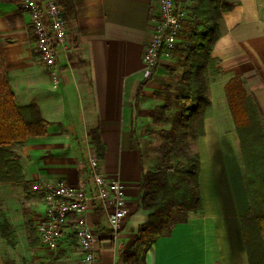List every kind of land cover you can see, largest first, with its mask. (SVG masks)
I'll return each instance as SVG.
<instances>
[{
	"label": "crops",
	"instance_id": "1",
	"mask_svg": "<svg viewBox=\"0 0 264 264\" xmlns=\"http://www.w3.org/2000/svg\"><path fill=\"white\" fill-rule=\"evenodd\" d=\"M259 1L237 0L234 8L221 14V34L210 52L219 74L209 82L210 104L197 140L202 210L135 243L148 214L139 207V197L142 173L149 168L132 138L130 118H135L134 109L137 119L150 105L153 111L159 104L155 93L164 86L176 87L181 73L165 75L168 59L159 58L152 78L135 99L144 77L142 55L153 29L155 0H72L65 50L59 51L54 66L55 85L33 50L22 0H0V53L14 102L36 105L48 123L44 136L10 149L22 170L21 179L0 181V199L1 193L11 199L8 207L0 208L11 230L9 240L0 234L7 264H43L50 257L57 258V264H77L79 250L71 224L65 226L57 247L39 242L35 225L43 205L30 193V185L55 180L90 184L88 159L97 156L91 129L97 130L103 147L102 157L97 156L99 169L106 179L125 185L129 211L113 239L97 204L86 211L97 239L96 264H123L127 253H132L128 264H249L240 226L249 201L223 89L230 78L241 77L246 93L259 106L264 129V8ZM224 161L233 176L222 173Z\"/></svg>",
	"mask_w": 264,
	"mask_h": 264
},
{
	"label": "trees",
	"instance_id": "2",
	"mask_svg": "<svg viewBox=\"0 0 264 264\" xmlns=\"http://www.w3.org/2000/svg\"><path fill=\"white\" fill-rule=\"evenodd\" d=\"M58 3L64 9L63 19L66 22L74 11L72 0H58ZM237 4V0H196V3L186 8L188 17L190 15L193 18V23L185 33L187 41L180 43V48L176 47L173 51V54L182 59V71L174 88L173 100L178 106L176 114L178 123L184 124V122L198 118L200 132L192 134L194 139L203 135V117L210 104L206 73L209 65L215 64L210 52L221 34L219 29L221 14L231 10ZM157 64L158 61L138 85L135 92L136 100L143 86L152 78ZM164 90L169 92L171 88L167 86ZM223 90L235 131H247L252 138L256 140L259 137L264 144V129L259 106L254 97L246 93L243 79L241 77L230 78ZM155 111L159 113L160 119L156 118L158 121H166L167 106L165 104L156 106ZM47 126L48 123L41 119L36 105L17 106L15 104L10 79L0 53V181L21 179L22 170L13 158L10 149L13 146H22L28 139L44 136ZM161 133L164 139L160 145L161 164L155 170L143 172L141 176L139 207L148 214L146 221L138 227V237L135 243L141 242L142 237L148 232L160 234L164 228L168 230L174 223L186 222L188 213L200 212L203 207L199 190L198 153H190L182 148L176 149L174 125L167 130H162ZM89 138L97 156L101 158L103 147L96 129L89 131ZM179 154L184 157L185 163L170 164V158ZM246 180L250 183V179ZM246 180L244 178V186L249 198L248 192L250 194V191L247 192V190L250 189L246 187ZM260 186L264 189V183L260 182ZM97 209L103 213L99 205ZM179 213H181L180 217L176 218ZM252 223L256 226L264 245V212L249 205L245 214L240 218L249 264H253L249 252L253 243L248 233V228ZM0 234L8 240L11 236L10 226L1 210ZM131 256L132 253H127L123 264H128Z\"/></svg>",
	"mask_w": 264,
	"mask_h": 264
},
{
	"label": "built area",
	"instance_id": "3",
	"mask_svg": "<svg viewBox=\"0 0 264 264\" xmlns=\"http://www.w3.org/2000/svg\"><path fill=\"white\" fill-rule=\"evenodd\" d=\"M188 0H155V15L152 17V33L142 55L143 76L159 58L169 59L179 42V36L189 17L186 11ZM21 7L29 16L28 27L33 37V50L48 69L55 85L57 72L54 69L59 51L66 46V22L64 10L57 0H22ZM90 184L80 182L71 185L63 180L34 181L30 193L43 205L41 216L36 220L35 231L39 242L55 248L64 238L65 226L72 225L79 250L77 264H96L97 239L85 217L92 203L102 209L115 238L129 211L125 203V185L119 180L106 179L97 159H88Z\"/></svg>",
	"mask_w": 264,
	"mask_h": 264
},
{
	"label": "rangeland",
	"instance_id": "4",
	"mask_svg": "<svg viewBox=\"0 0 264 264\" xmlns=\"http://www.w3.org/2000/svg\"><path fill=\"white\" fill-rule=\"evenodd\" d=\"M188 3L191 5L193 3H196V0H188ZM60 5V4H59ZM61 6V5H60ZM259 6L261 8H264V0L259 1ZM62 7V6H61ZM63 8V7H62ZM64 10V9H63ZM193 23V18L189 15V22H186L182 31L181 35L179 36V42L177 44V48H180V43H185L187 41L186 34L189 30V27ZM219 29L221 32V24L219 21ZM175 47V49H176ZM174 49V51H175ZM182 71V59L173 54L171 57L167 60L164 74L165 75H176V73H180ZM218 68L213 65H209L207 68L206 73V84L207 87L209 85V82L214 77L216 78L218 76ZM167 86H164L160 94L157 95L159 98V104L163 105L165 104L167 106V112H166V121H158L156 118H159V113L155 111V108L153 111H151V105L148 109L143 110L144 114L137 119V109L133 110V114L135 118H130V128H131V134L134 142L136 144H139L142 148V154L144 157V163L148 165L149 170H155L158 168L161 164V153H160V145L163 142V134L161 133L162 130H167L171 125H174L176 134L174 139V144L177 148H182L184 150L189 151L190 153H197V140L202 136H198L197 138H192V134H198L200 132V125L198 118L196 120H190L189 122H184V124L178 123L176 121V114L178 110V106L175 104L173 100L174 95V88L172 86H169L171 90L169 92H166L164 88ZM209 90V89H208ZM209 94V91H208ZM230 114V113H229ZM163 119V118H162ZM231 119V116H230ZM232 121V119H231ZM189 124V126H185L186 124ZM235 139L237 141V153L240 159V163L243 169V176L246 179H250V183L248 180H246V187L247 190L250 191V194L248 192V205L256 207L257 210H262L264 212V189L261 188L260 182L264 183V144L260 141L259 137L258 139L252 138V135L250 133L247 134V131H241L237 132L235 131ZM245 153V155H244ZM243 157V158H242ZM97 159V156H95ZM244 159V163H243ZM98 162V159H97ZM169 163L174 164H183L185 163V159L180 154L177 156H172L169 160ZM224 166L226 165V171L222 172L225 174H229L230 176H233L234 173L233 169L230 168L229 165L226 164L224 161ZM147 168V167H146ZM235 168V167H233ZM2 198L0 199V208L3 209V207H8L9 202L11 199L4 196L3 193H1ZM16 201V200H15ZM14 201V204L16 202ZM97 204V203H96ZM24 205V204H23ZM32 205V204H31ZM31 207V206H30ZM34 207V206H33ZM181 213L179 215H176V218L180 217ZM167 231V228H164L162 232L164 233ZM153 232H148L144 236L150 234V237H152ZM248 233H250V239L253 243L252 247H250V258L253 264H264V245L261 242L260 235L257 231L256 226L252 223L250 225V228H248ZM1 256H0V263L1 264H7V261L5 260L6 255L4 252H2V249H0ZM57 258L50 257L49 261L42 262L43 264H57L56 262ZM13 263V262H12ZM62 264H72V263H62Z\"/></svg>",
	"mask_w": 264,
	"mask_h": 264
}]
</instances>
